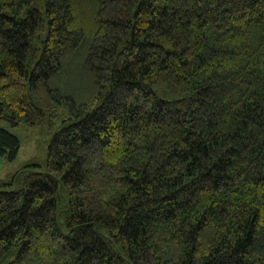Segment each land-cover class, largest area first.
<instances>
[{"label": "trees", "instance_id": "obj_1", "mask_svg": "<svg viewBox=\"0 0 264 264\" xmlns=\"http://www.w3.org/2000/svg\"><path fill=\"white\" fill-rule=\"evenodd\" d=\"M58 107L0 264H264V0H0V120Z\"/></svg>", "mask_w": 264, "mask_h": 264}, {"label": "rangeland", "instance_id": "obj_2", "mask_svg": "<svg viewBox=\"0 0 264 264\" xmlns=\"http://www.w3.org/2000/svg\"><path fill=\"white\" fill-rule=\"evenodd\" d=\"M62 118H64V111L58 107L56 117L46 116L44 120L36 124L22 122L11 126L9 123L0 120V126L11 132L19 140V148L14 158L8 159L5 155L0 156V182L9 181L16 171L29 163L38 164V166H32L34 169H44L48 142ZM4 187L14 188L12 184Z\"/></svg>", "mask_w": 264, "mask_h": 264}]
</instances>
